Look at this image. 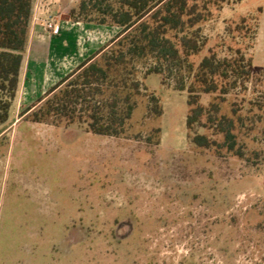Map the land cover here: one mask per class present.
Here are the masks:
<instances>
[{
    "label": "rangeland",
    "instance_id": "rangeland-1",
    "mask_svg": "<svg viewBox=\"0 0 264 264\" xmlns=\"http://www.w3.org/2000/svg\"><path fill=\"white\" fill-rule=\"evenodd\" d=\"M40 1L58 14V0ZM115 31L80 37L108 41ZM202 35L194 67L209 48L251 60L243 84L224 97L200 95L220 110L195 125L221 142L207 117H231L240 156L189 142L187 92L174 89L173 72L163 84L158 74L139 76L163 112L154 118L140 98L121 137L13 125L20 107L0 127V264H264V0H228Z\"/></svg>",
    "mask_w": 264,
    "mask_h": 264
},
{
    "label": "trees",
    "instance_id": "trees-1",
    "mask_svg": "<svg viewBox=\"0 0 264 264\" xmlns=\"http://www.w3.org/2000/svg\"><path fill=\"white\" fill-rule=\"evenodd\" d=\"M228 0H78L68 10L69 19L99 25L117 26L120 31L94 55L60 79L22 111L32 123L69 127L76 125L86 132L101 136L121 137L139 99L146 97V110L159 117V97L144 82L158 74L161 83L165 73L175 74L174 89L187 92V139L199 148L223 147L235 152L234 120L225 114L208 115L218 142L196 131L202 116L218 112V102L206 109L199 103L201 94L224 97L243 84L251 73V60L241 50L219 58L208 49L194 67L190 58L199 55L207 40L202 24L210 20L213 10H220ZM33 0H0V127L9 117L15 98L19 69L27 40ZM244 21V18H242ZM238 28V25H236ZM185 77L189 81H185ZM235 112V110H233ZM160 133V129H155ZM156 138L158 144L159 136Z\"/></svg>",
    "mask_w": 264,
    "mask_h": 264
},
{
    "label": "crops",
    "instance_id": "crops-1",
    "mask_svg": "<svg viewBox=\"0 0 264 264\" xmlns=\"http://www.w3.org/2000/svg\"><path fill=\"white\" fill-rule=\"evenodd\" d=\"M78 0H58L53 7V15H47L50 7L45 8L40 0H33L32 13L29 21L26 44L23 50V58L19 69V79L15 98L12 101L9 117L20 107L25 108L35 105L37 100L48 88L60 81L87 58L94 55L108 41L93 40L87 37L85 42L81 34L88 36L92 32L107 33V28H119L117 26L99 25L69 19L67 10L74 6ZM65 17H62V16ZM52 19L58 25V32L45 31L43 24L45 20ZM118 33V31H115ZM113 38V37H112ZM19 114L12 124L25 119ZM15 114V113H14Z\"/></svg>",
    "mask_w": 264,
    "mask_h": 264
},
{
    "label": "built area",
    "instance_id": "built-area-1",
    "mask_svg": "<svg viewBox=\"0 0 264 264\" xmlns=\"http://www.w3.org/2000/svg\"><path fill=\"white\" fill-rule=\"evenodd\" d=\"M47 30H49L52 33H57L58 32V25L52 20L49 19L46 23Z\"/></svg>",
    "mask_w": 264,
    "mask_h": 264
},
{
    "label": "flooded vegetation",
    "instance_id": "flooded-vegetation-1",
    "mask_svg": "<svg viewBox=\"0 0 264 264\" xmlns=\"http://www.w3.org/2000/svg\"><path fill=\"white\" fill-rule=\"evenodd\" d=\"M213 225H214V223H213ZM116 226H118V223H116ZM130 226H131L132 230L135 228V217L132 221V225H130ZM115 231H116V229H115ZM185 264H188V263L186 262ZM195 264H198V263H195Z\"/></svg>",
    "mask_w": 264,
    "mask_h": 264
}]
</instances>
